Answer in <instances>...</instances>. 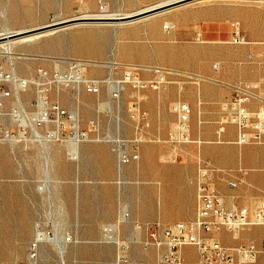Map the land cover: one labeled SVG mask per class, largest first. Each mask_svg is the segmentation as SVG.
I'll use <instances>...</instances> for the list:
<instances>
[{
  "label": "rangeland",
  "instance_id": "1",
  "mask_svg": "<svg viewBox=\"0 0 264 264\" xmlns=\"http://www.w3.org/2000/svg\"><path fill=\"white\" fill-rule=\"evenodd\" d=\"M173 1L177 0H0V34L86 13L132 14ZM236 22L247 44L233 43ZM125 24L68 26L32 41H15L13 62L0 55V70L28 81L19 93L15 83L3 85L9 93L1 100L5 115L0 116V264H29L33 253L36 264H158L155 251L142 245L148 228L154 223L173 225L177 222L164 218L190 213V207L173 201L181 175L171 168L198 165L187 152L201 146L216 185V145L227 126H234L238 137L233 115L222 112L221 104L235 98L236 86L249 84L259 96L249 104L255 109L249 108L264 107V46L249 44L246 33L264 31V0H194ZM69 58L90 64L85 75L102 81L100 94L74 83L53 85L48 98L71 116L77 113L79 132H88L89 141H75L74 122L68 116L62 119L60 138L52 134L59 126L55 123L37 126L39 138L15 121L16 110L22 107L38 119L39 70L65 72ZM112 61L113 69L107 64ZM128 68L138 70L144 80L158 79L157 68L172 70L173 75L159 89L150 87L139 94L121 83ZM111 77L123 87L119 97L112 95L107 82ZM166 87L175 91L177 102L161 110L167 132L158 134L151 131V117L158 122L159 105L143 103L147 93ZM186 100L194 106L188 124L193 142L173 143L175 107ZM9 131L15 136L9 138ZM263 143L264 139L246 145ZM136 152L139 159L131 157ZM178 153L180 158L173 160ZM106 227L112 234H105ZM38 229L63 238L65 258L52 242L36 241ZM248 243L255 242L241 244ZM197 256L199 264L198 252Z\"/></svg>",
  "mask_w": 264,
  "mask_h": 264
},
{
  "label": "built area",
  "instance_id": "2",
  "mask_svg": "<svg viewBox=\"0 0 264 264\" xmlns=\"http://www.w3.org/2000/svg\"><path fill=\"white\" fill-rule=\"evenodd\" d=\"M234 28L233 43L247 44L248 42L242 34L241 24L239 22L234 23ZM68 61L69 69L65 72L55 71L49 73L44 69L39 70L40 81L37 83V95L42 115L37 122L38 126H43L49 121L58 124L62 128L64 127L62 121L64 117L68 116L73 120V116L63 109L59 102L49 101L48 92L53 85L71 86L76 83L83 85L89 93L100 94L101 92L102 81L96 78H88L85 75L87 65H89L87 61L70 58ZM80 71L83 72V76L78 75ZM156 73L159 74L158 79L144 80L138 70L128 68L121 83L130 85L140 94L150 87L159 89L162 85L169 83L168 76L173 75L172 70L160 68L156 69ZM5 83H15L17 93L25 91L28 87V81L17 80L13 74L0 70V114H3L1 112L3 109L1 100L9 93V90L3 87ZM121 89L114 90L112 95L119 97ZM235 93V98L232 101L221 104V110L224 113L233 115L235 119L238 127L237 144L262 143L264 139V107L259 110L249 108L250 102L258 100L259 96L249 84L236 86ZM175 110L178 114V122L171 133V141L177 144L193 142L188 136V124L194 114V108L188 102H180L176 105ZM53 116H55V119H53ZM223 130L224 126L222 125L218 133L221 134ZM78 134L81 142L89 138L88 132H79ZM25 135L26 132L23 135L24 138H26ZM179 135L183 136L182 140L178 138ZM7 136L11 138L15 135L9 131ZM195 142L201 144V141ZM131 157L139 159L140 155L136 152ZM123 158L126 160L128 156L123 153ZM174 160H178V156H175ZM197 174L195 216L188 221H179L169 226H163L160 223L152 224L142 242L143 248L155 251L158 264H185L182 251L186 247H194L197 250L199 264L255 263L264 248L258 247L255 243L226 245L218 240L217 235L222 232L237 235L248 228L264 227V203L254 209L228 208L225 206L223 195L214 184L212 168L202 158L198 161ZM105 232L106 235L108 233L112 234L113 229L106 227ZM68 240H71V238ZM30 258L29 264H36L37 254H31ZM122 262H125V260Z\"/></svg>",
  "mask_w": 264,
  "mask_h": 264
},
{
  "label": "crops",
  "instance_id": "3",
  "mask_svg": "<svg viewBox=\"0 0 264 264\" xmlns=\"http://www.w3.org/2000/svg\"><path fill=\"white\" fill-rule=\"evenodd\" d=\"M246 33L249 38V44L264 46V31L261 34ZM147 99L143 103L156 102L159 105L160 111L158 116V122L151 117V131L158 134H164L167 129L162 126L161 122V110H166L176 104L177 97L175 91L170 87L161 89L160 91H151L147 93ZM191 104L188 100L184 101ZM192 105V104H191ZM192 107H194L192 105ZM251 109H255V106L251 104ZM151 116V113H150ZM215 118H217L215 116ZM237 139V130L234 126H227L226 132L222 136V141L218 142L215 148V160L214 166L216 169V186L224 197L225 206L228 208L239 207L254 209L260 203H264V143L263 144H251L239 146L235 142ZM220 145V146H219ZM188 156L191 159L203 158L206 160V149L189 150ZM178 159L180 154H176ZM174 156V157H175ZM174 160V159H173ZM198 163V162H197ZM176 175H181L180 179L177 176L176 179L181 180V187H176L174 190L173 201L175 204L190 207V213L187 215H178L176 217H165L167 222H179L188 221L195 216L196 213V192H197V177H198V165L191 163L188 166L176 165L171 168ZM242 178V182L239 184L238 180ZM238 182V183H237ZM231 183V185H229ZM152 196L158 200L159 194L154 192ZM189 199L191 202H189ZM167 206V205H166ZM218 238H221L225 244L239 245L242 242L253 241L255 244L262 248L264 243V228L252 227L241 231L237 235H230L225 233H219ZM197 250L194 247H186L182 253L185 258V264H198ZM256 264H264V251L259 256V261Z\"/></svg>",
  "mask_w": 264,
  "mask_h": 264
},
{
  "label": "bare ground",
  "instance_id": "4",
  "mask_svg": "<svg viewBox=\"0 0 264 264\" xmlns=\"http://www.w3.org/2000/svg\"><path fill=\"white\" fill-rule=\"evenodd\" d=\"M263 1V0H262ZM166 3H168V2H163V3H159V4H157V5H153V6H150V7H148V8H145V9H143V10H146V9H149V8H152V7H155V6H159V5H162V4H166ZM141 11H142V9H141ZM132 14H134V13H132ZM124 15H131V14H124ZM119 16H123V14H121V15H119V14H101V13H96V14H83V15H79V16H75L74 18L75 19H77V18H92V17H96V18H102V19H115V18H117V17H119ZM155 16H157V15H154V16H151V17H155ZM151 17H148V18H151ZM71 19V18H70ZM63 19H61V20H59V21H62ZM59 21H57V22H59ZM57 22H54V23H57ZM107 24H110V23H107ZM80 25V24H79ZM88 25V24H87ZM126 25V24H125ZM43 26V25H42ZM68 28V27H67ZM20 31H22V30H20ZM58 31V30H57ZM4 32V31H3ZM10 32H14V31H5L4 33H10ZM55 33V32H54ZM43 34H39V35H36V36H33V37H31V38H27V39H25L24 40V42H26V41H32L33 39H35V38H39V37H41ZM14 43L15 42H9V43H2V44H0V55H7V57H9V58H11V61L13 60L12 58H13V54H14V52H13V47H14ZM28 43V42H27ZM16 54V53H15ZM13 62V61H12ZM94 62V61H93ZM91 63V62H90ZM99 64V63H98ZM107 64L110 66V68L111 69H113L114 67H113V65H114V63H113V61L112 62H107ZM90 65V64H89ZM95 66L97 65L96 64V62H95V64H94ZM104 65V64H103ZM98 66V65H97ZM100 66H101V64H100ZM78 75H80V76H83V72L82 71H80V72H78ZM199 76V75H198ZM109 79H112V77L111 78H109ZM108 82V84L109 85H111L112 86V90H115V91H117V90H119L120 88H121V86H120V82H118V81H113V79L111 80V81H107ZM18 98V97H17ZM22 106V105H21ZM17 109H19V108H17ZM1 116H3V115H5V113L4 114H0ZM41 115L42 114H40L39 115V117H38V119H34V118H32V116H29L28 115V113L27 112H25L24 110H23V108L21 107V109H19V110H16V114H15V116H16V119H15V121H18V122H20L21 123V125L22 126H24V127H28V128H30V129H32V130H34L33 132L35 133V135L37 136V129H38V120L41 118ZM75 117H73V124H72V128L73 129H75L76 131H75V137H74V139H75V141H77V142H79L80 140V138H79V124H78V115H77V113L74 115ZM47 123H52V122H49V121H47ZM36 127V128H35ZM61 127L60 126H57V129L56 130H54L53 131V135L56 137V138H60V134H61V129H60ZM25 130V129H24ZM20 136H22L23 137V132H21V134H20ZM38 137H39V134H38ZM40 138V137H39ZM109 140V139H108ZM112 142L114 141V140H112V139H110ZM118 140V139H117ZM86 141H89V138H88V140H86ZM117 142V141H116ZM49 148V147H48ZM47 150V149H46ZM47 152H48V150H47ZM49 155V154H48ZM48 155H46V157L47 158H49V156ZM49 160V159H48ZM124 216V215H123ZM63 239V238H62ZM62 239H60L57 235H54L53 237L52 236H49V235H47L44 231H42L41 229H38V233H37V237H36V241L37 242H40V243H42V242H46V241H50V242H52L53 244H55L56 246H57V250H59V253L62 255V257L63 258H65V256H64V253H65V249H64V244H62ZM66 254V253H65ZM62 259V258H61ZM64 262H65V260H63ZM63 264H66V262L65 263H63Z\"/></svg>",
  "mask_w": 264,
  "mask_h": 264
},
{
  "label": "water",
  "instance_id": "5",
  "mask_svg": "<svg viewBox=\"0 0 264 264\" xmlns=\"http://www.w3.org/2000/svg\"><path fill=\"white\" fill-rule=\"evenodd\" d=\"M194 0H177L173 2H168L166 4H162L159 6H155L146 10L139 11L137 13L131 15H123L119 16L115 19H102V18H72L67 20H62L57 23H50L41 27L22 30V31H14L10 33H2L0 34V44L2 43H9L15 42L20 40H25L27 38H31L33 36L39 34H46L52 31H56L58 29H62L68 26H74L78 24H103V23H110V24H125V23H132L144 18H148L154 15H158L170 9L179 7L181 5L190 3Z\"/></svg>",
  "mask_w": 264,
  "mask_h": 264
}]
</instances>
